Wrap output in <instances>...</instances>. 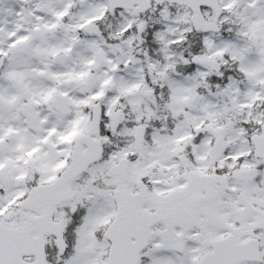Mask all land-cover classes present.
Instances as JSON below:
<instances>
[{"label": "snow or ice", "instance_id": "snow-or-ice-1", "mask_svg": "<svg viewBox=\"0 0 264 264\" xmlns=\"http://www.w3.org/2000/svg\"><path fill=\"white\" fill-rule=\"evenodd\" d=\"M0 264H264V0H0Z\"/></svg>", "mask_w": 264, "mask_h": 264}]
</instances>
